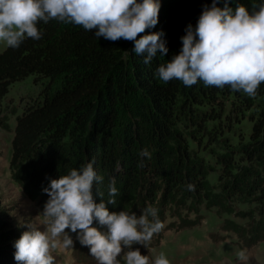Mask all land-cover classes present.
<instances>
[{
  "label": "trees",
  "instance_id": "16d2710c",
  "mask_svg": "<svg viewBox=\"0 0 264 264\" xmlns=\"http://www.w3.org/2000/svg\"><path fill=\"white\" fill-rule=\"evenodd\" d=\"M211 3L212 0H160L157 25L140 35L162 32L161 39L169 51L165 56L157 52L149 65L143 63V56L131 51L133 42L98 39L94 32L55 20L47 24L40 22L38 27L43 33L40 40L26 39L19 48L7 47L0 53V127L4 130H9V126L3 116V99L11 85L30 76L35 81L47 80L46 90L61 82L55 94L45 96L40 104L28 106L17 118L9 161L12 180L25 190L27 185L31 186L35 197H48L43 189L51 179L67 175L71 169H79L91 161L97 175L103 177L101 183L93 186L96 203L110 198L108 185L114 178L118 195L115 205H107L110 212L125 210L140 215L151 206L158 209L162 223L168 207L181 218L180 211L196 214L203 204L207 208L226 207L225 211L232 213L227 208L230 199L249 204L260 202L256 208L257 222L253 212H248L241 215L252 219L247 228L231 221L222 228L238 234L246 246L261 241L264 237V83L253 97L260 99L262 105L248 141L235 146L240 159L236 161L235 147L222 140L223 134L217 133L214 142L208 144V155L214 156L221 168L215 187L207 178L213 169L188 148L191 140L199 144L192 126L200 123L197 131L204 133L207 121L219 123L220 117H216L213 108L208 109L207 118H201L207 111L205 108L214 104L219 93L239 96L242 92H233L227 86L206 87L203 82L191 87L178 80L164 83L156 72L180 52V38L186 34V27L191 24L195 28L204 6L210 7ZM237 3L252 11L253 4L259 0H230L229 7L235 8ZM218 6L222 8L223 2ZM198 107H201L199 111L194 109ZM122 110L126 113L118 129ZM181 115L191 123L179 131L176 123L181 121V117L177 119ZM194 119L200 122L193 124ZM228 123L227 128L234 121ZM65 139L70 142L65 144ZM213 145H220V151L225 154H216ZM143 149L151 153L150 159L139 155ZM141 162L142 166H138ZM190 184L194 190H189ZM190 223L184 221L180 227H189ZM93 226L99 227L96 223ZM2 231L0 226V245L8 241ZM161 238L162 231L153 236L147 248L134 245L133 250L139 248L145 255ZM6 257L0 254V264H8ZM89 261L96 260L91 256Z\"/></svg>",
  "mask_w": 264,
  "mask_h": 264
},
{
  "label": "clouds",
  "instance_id": "9594fccd",
  "mask_svg": "<svg viewBox=\"0 0 264 264\" xmlns=\"http://www.w3.org/2000/svg\"><path fill=\"white\" fill-rule=\"evenodd\" d=\"M229 2L212 0L210 7L204 6L195 28L189 24L180 38V52L156 69L161 81L178 80L187 87L203 82L206 87L227 86L249 97L257 95L264 83V0L253 4L252 11L239 3L229 7ZM160 7V0H0V42L16 49L26 39L40 40V22L55 20L94 32L98 39L133 42L131 51L149 65L157 52L165 56L169 51L162 32L140 35L157 25ZM139 155L151 158L147 149ZM102 181L91 161L51 179L43 189L49 199L39 214L44 230L28 225L29 230L15 241L17 264H57L55 250L74 247L69 230L81 246L89 248L97 264H153L133 246L147 248L163 230L158 209L149 206L140 215L110 212L107 205L116 204L118 190L113 178L108 185L110 198L96 203L93 186ZM188 188L194 190L191 184ZM236 256L242 264L250 259L247 250ZM154 264L170 262L160 253Z\"/></svg>",
  "mask_w": 264,
  "mask_h": 264
},
{
  "label": "rangeland",
  "instance_id": "374dc122",
  "mask_svg": "<svg viewBox=\"0 0 264 264\" xmlns=\"http://www.w3.org/2000/svg\"><path fill=\"white\" fill-rule=\"evenodd\" d=\"M7 47L0 42V53ZM34 76L25 78L9 87L8 93L3 99V116L7 120L9 130H4L0 127V226L2 227L3 235L8 241L0 245V254L9 258L8 264H17L14 259L16 251L14 243L18 240L24 231H28V225L39 227L43 217L39 215L43 210V204L48 197L34 196L31 194V186L21 188L11 178L9 170V161L11 158V142L13 139V131L16 126V120L24 113L28 106L40 104L44 101L45 96L51 97L56 93L58 87H61V82H56L53 87L46 90L48 81H35ZM242 98V99H241ZM243 101L245 102L243 104ZM260 99L249 97L243 93L240 95H232L228 92H223L217 95L214 104H209L205 108V113L201 118H207L210 108L216 110V117H220V121L206 122V131L200 133L197 123L200 119H194L193 124L197 123L198 126L193 125L192 130L195 132V141H190L188 148L196 151L199 157H203L205 163L213 172L207 175L210 184L215 187L218 185V176L220 175L221 168L215 161L214 156L208 155L210 149L208 147L214 142V136L223 134L222 140H228L230 146H237L239 142L246 143L248 135L253 126V121L261 107ZM203 108V107H202ZM198 111L201 107L194 108ZM119 118L117 128H121L124 122V110ZM207 112V113H206ZM202 114V113H201ZM238 114V115H237ZM237 116V117H236ZM181 117V119H180ZM180 122H177L179 131L184 126L190 125V119L183 115L177 116ZM234 121L231 126L229 121ZM230 127V129H229ZM229 129V130H227ZM242 136L239 137L238 136ZM241 140V141H240ZM70 141L65 139L64 143ZM210 144V145H208ZM242 145V144H241ZM240 147V145H239ZM203 149V150H202ZM234 148V158L240 159V155L236 153L238 150ZM199 150H202L199 152ZM212 151L216 154H225V151H220V145H213ZM205 157V158H204ZM202 159V160H203ZM243 163L241 164V166ZM245 166V164L243 165ZM240 178V177H239ZM31 194V196H29ZM234 200L228 201V206L232 213H229L224 208H207L205 204L200 206L198 213L180 211L181 218L173 214V208H166L165 220L163 222L164 228L162 230V238L160 242L150 248L145 255H148L150 261L153 262L155 258L164 253L170 264H242L237 259L236 253L241 250H247L250 259L247 264H264V237L255 245L246 246L243 239L236 233L231 231H224L223 224L228 221L247 228L252 223L250 217H242L241 215L248 212H253L254 222L259 219L256 214V208H259L260 202L255 203L251 201L242 202V200L233 198ZM234 201V202H233ZM264 202V197L262 198ZM190 204V203H188ZM183 222H191L189 227L181 228ZM40 230L43 231L44 227L41 225ZM73 236L74 247L72 249L58 248L55 250L57 256V264H97V261L91 262L89 251L87 247H81L79 241L76 239V234L71 233ZM159 235V234H158ZM253 240H250V242ZM152 242H155L153 240ZM89 257L84 261L85 257Z\"/></svg>",
  "mask_w": 264,
  "mask_h": 264
}]
</instances>
